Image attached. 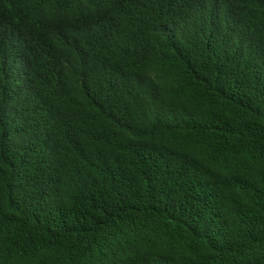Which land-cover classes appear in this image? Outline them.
I'll return each instance as SVG.
<instances>
[{"label": "trees", "instance_id": "16d2710c", "mask_svg": "<svg viewBox=\"0 0 264 264\" xmlns=\"http://www.w3.org/2000/svg\"><path fill=\"white\" fill-rule=\"evenodd\" d=\"M0 264H264V0H0Z\"/></svg>", "mask_w": 264, "mask_h": 264}]
</instances>
